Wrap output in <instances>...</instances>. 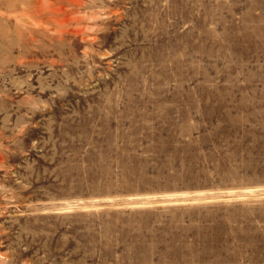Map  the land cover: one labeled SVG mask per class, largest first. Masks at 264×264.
Here are the masks:
<instances>
[{
  "label": "rangeland",
  "instance_id": "rangeland-1",
  "mask_svg": "<svg viewBox=\"0 0 264 264\" xmlns=\"http://www.w3.org/2000/svg\"><path fill=\"white\" fill-rule=\"evenodd\" d=\"M81 5L0 17V264H264V0Z\"/></svg>",
  "mask_w": 264,
  "mask_h": 264
},
{
  "label": "bare ground",
  "instance_id": "bare-ground-1",
  "mask_svg": "<svg viewBox=\"0 0 264 264\" xmlns=\"http://www.w3.org/2000/svg\"><path fill=\"white\" fill-rule=\"evenodd\" d=\"M80 5L81 0H0V17L5 19L6 22L13 20L16 25L23 21L22 28L31 37L36 34L34 33L36 30L35 26L56 25L55 27H61L65 24L81 23L82 18L75 16V12L72 10V8ZM2 11H6V13ZM34 19L37 24L32 22ZM37 30L39 31L40 29ZM71 31L77 32L78 30L75 28ZM37 37H39V34Z\"/></svg>",
  "mask_w": 264,
  "mask_h": 264
}]
</instances>
